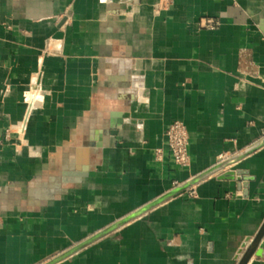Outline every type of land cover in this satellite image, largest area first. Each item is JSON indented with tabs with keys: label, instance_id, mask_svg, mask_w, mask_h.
I'll return each mask as SVG.
<instances>
[{
	"label": "crops",
	"instance_id": "1",
	"mask_svg": "<svg viewBox=\"0 0 264 264\" xmlns=\"http://www.w3.org/2000/svg\"><path fill=\"white\" fill-rule=\"evenodd\" d=\"M157 3L0 0V264H43L264 140V0ZM263 221L264 144L56 264H237Z\"/></svg>",
	"mask_w": 264,
	"mask_h": 264
},
{
	"label": "water",
	"instance_id": "2",
	"mask_svg": "<svg viewBox=\"0 0 264 264\" xmlns=\"http://www.w3.org/2000/svg\"><path fill=\"white\" fill-rule=\"evenodd\" d=\"M263 144H264V140L262 142H260L259 144L253 146L252 148H250L244 152L236 154V155H234L230 158H227L225 160H221L215 166H213V167L209 168L208 170L202 172L201 174L195 176L193 179H191L190 181H188V182L184 183L183 185L177 187L175 190H173L169 194H166L165 196L157 199L156 201L152 202L151 204H148L147 206L140 208L139 210H137V211L133 212L132 214H130L129 216H127L126 218H123V219L119 220L118 222H115L114 224L108 226L107 228H104L103 230L97 232L96 234L89 237L88 239H86V240L80 242L79 244L69 248L68 250H66L62 254H59L57 256L52 257L51 259H49L48 261H46L43 264H56V263H58L64 259L70 257L72 254L76 253L77 251H79L83 247H85V246L89 245L90 243L96 241L97 239L103 237L104 235H106L107 233L111 232L112 230L118 228L119 226L123 225L124 223L136 218L137 216L141 215L142 213H144L148 209L156 206L157 204L161 203L165 199L169 198L173 194H175L181 190H184V189L190 187L191 185H194L197 182L201 181L202 179H204L208 175L231 165L232 163H234V162L240 160L241 158L245 157L246 155L252 153L256 149H258L260 146H262ZM105 145H107L106 140L103 143L99 144L98 146L102 147ZM77 168H80V167H77ZM86 169L87 168L84 167V170L79 172L78 177L79 176L83 177L86 173ZM233 176H234V172L228 171L224 174L223 177H225V178L229 177L230 178ZM263 237H264V221L261 224V226L258 229L255 236L247 244L244 245V249L241 250V255L238 259L237 264H247L253 255H261L264 252V249L258 248Z\"/></svg>",
	"mask_w": 264,
	"mask_h": 264
},
{
	"label": "built area",
	"instance_id": "3",
	"mask_svg": "<svg viewBox=\"0 0 264 264\" xmlns=\"http://www.w3.org/2000/svg\"><path fill=\"white\" fill-rule=\"evenodd\" d=\"M169 2L170 0H158L157 6H163ZM209 25H214L211 20ZM166 139L168 149L174 161L180 166L190 165L191 159L188 152L189 132L187 126L182 121H173L167 129ZM158 153H161V150H158ZM1 224L2 217L0 216V226Z\"/></svg>",
	"mask_w": 264,
	"mask_h": 264
}]
</instances>
